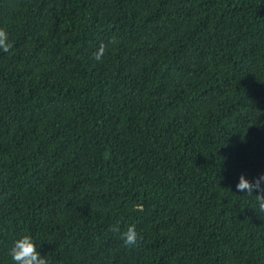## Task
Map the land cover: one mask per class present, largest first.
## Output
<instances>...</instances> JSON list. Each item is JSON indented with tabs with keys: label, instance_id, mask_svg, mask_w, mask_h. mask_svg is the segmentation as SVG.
<instances>
[{
	"label": "trees",
	"instance_id": "trees-1",
	"mask_svg": "<svg viewBox=\"0 0 264 264\" xmlns=\"http://www.w3.org/2000/svg\"><path fill=\"white\" fill-rule=\"evenodd\" d=\"M0 29V264L25 233L48 264H264L235 187L264 172V0H0Z\"/></svg>",
	"mask_w": 264,
	"mask_h": 264
},
{
	"label": "clouds",
	"instance_id": "clouds-1",
	"mask_svg": "<svg viewBox=\"0 0 264 264\" xmlns=\"http://www.w3.org/2000/svg\"><path fill=\"white\" fill-rule=\"evenodd\" d=\"M8 33L0 29V50L7 52L10 47ZM105 51V44L101 42L93 52L94 59L100 60ZM237 190H242V194L252 195L255 193L258 197L257 205L260 211H264V172L256 177L249 179L244 173H241L236 185ZM121 242L125 246H134L138 240V233L134 225L129 224L127 228L119 232ZM7 255L12 264H48L45 255H41L37 242L30 234H21L14 238L10 247L7 249Z\"/></svg>",
	"mask_w": 264,
	"mask_h": 264
}]
</instances>
